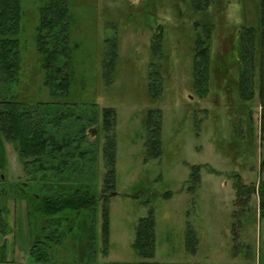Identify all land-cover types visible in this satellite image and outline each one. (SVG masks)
<instances>
[{"label":"rangeland","instance_id":"obj_1","mask_svg":"<svg viewBox=\"0 0 264 264\" xmlns=\"http://www.w3.org/2000/svg\"><path fill=\"white\" fill-rule=\"evenodd\" d=\"M47 1L22 0L17 36L22 71L14 91L32 103L74 104L76 111L86 113V123L93 117L94 122L85 125L88 138L83 148L91 153V160L83 165L84 183L100 194L108 172L102 116L107 108L116 113L115 189L105 193L108 242L104 243L102 235L104 203L95 213L67 211L60 215L66 218L57 233L61 242L52 244L56 262L264 264V218L259 217L258 194L246 203L238 202L235 186L236 172L243 174L247 185L264 180L263 172L259 178V170H249L264 159L259 100L256 97L243 110L238 103L235 64H228L234 78L230 83L224 82L220 70L222 58L233 52L238 41L237 30L259 29L261 0H213L205 13L194 11L191 0H70L69 45L75 81L70 96L56 102L43 85L35 39L40 8ZM205 19L214 30L209 92L202 97L194 88L192 51L194 23ZM157 23L164 25L165 32L161 53L153 58L151 38ZM106 40L117 45L110 85L102 67ZM152 62L162 80L161 95L155 101L147 91ZM149 110L161 112L157 144L162 155L158 158L149 153L145 123ZM241 117L253 120L254 141L250 142L247 122L240 123ZM240 126L247 140L239 145L233 137ZM6 153L5 184L12 191L15 185L23 187L27 174L12 144H6ZM9 204L13 233L0 238V246L8 261L32 264L31 241L40 238L48 243L45 236L49 232L43 230L42 220L37 225L35 217H28L27 204L19 196ZM150 211L155 221V249L153 257H144L134 244L137 226Z\"/></svg>","mask_w":264,"mask_h":264},{"label":"trees","instance_id":"obj_2","mask_svg":"<svg viewBox=\"0 0 264 264\" xmlns=\"http://www.w3.org/2000/svg\"><path fill=\"white\" fill-rule=\"evenodd\" d=\"M212 3L213 0H191V7L198 13H205ZM260 14L259 29L251 26L237 30L238 41L233 47V52L223 55L220 70L224 74V82L230 83L234 78L228 70V64L231 61V65L235 64L238 77L235 78L238 103L243 110H246V107L250 108L251 103L256 97L258 98L259 139L264 148V0L260 1ZM22 17V0H0V238L3 240L7 233H13L12 210L9 202L10 199L19 196L27 204L28 217H35L37 225L39 220H42L43 230L49 232V235L45 236L48 243L40 238L31 241L29 253L32 264H94L92 260H80L75 263L56 262L52 244L61 242L60 238H57V233L63 230L60 227L61 220L66 219L62 218L61 214L67 211L95 213L101 202L105 204L102 235L104 243L108 242V198L105 193L115 189L116 113L114 109L107 108L102 116L103 129L106 131L104 155L108 172L105 188L100 194L84 183L83 165L87 160H91V157H88L91 153L83 148L88 138L85 125H91L94 122L93 117L86 123L87 118L83 116H87L86 113L76 111L74 104L57 103L56 106L54 102L32 103L20 99L14 91L22 71L20 42L17 38L21 30ZM71 22L70 0H48L40 8L35 37L36 49L44 73L43 85L49 90L55 102L58 98L64 100L70 96L75 81L73 52L69 45ZM213 30V24L206 19L194 23L192 75L194 88L202 97L209 92L211 80ZM155 31L157 32L154 38H151L153 58L161 53L164 25L157 23ZM105 42L103 78L110 85L113 82L118 59L117 45L111 40ZM161 89L162 80L156 64L152 62L147 81L149 98L153 101L158 99ZM246 116L251 119V115L246 113ZM240 121L243 124L247 122L249 140L254 141L253 120L241 117ZM145 123L148 130L149 153H152L150 155L153 158H158L162 155L157 144L161 112L149 110ZM244 131H246L244 126H240L236 130V136L233 137L239 145L247 140ZM7 143L14 146L23 163L27 174L23 187H30L32 189L30 192L22 189L19 184L13 186L11 191L5 184L7 183L4 174L7 165ZM193 169L197 170L198 167ZM261 172L264 173V159L261 161ZM237 175L239 178L235 186L238 202L246 203L248 197L257 193L260 202L259 217L264 218V180L259 181L257 185H247L236 172L235 176ZM31 226L30 221L28 227ZM89 226L91 223L88 224ZM154 227V216L150 211L149 216L142 218L137 226L134 244L135 249L144 257L154 256ZM94 238L95 234L90 236V240ZM0 264H15L13 261H8L2 246H0Z\"/></svg>","mask_w":264,"mask_h":264},{"label":"crops","instance_id":"obj_3","mask_svg":"<svg viewBox=\"0 0 264 264\" xmlns=\"http://www.w3.org/2000/svg\"><path fill=\"white\" fill-rule=\"evenodd\" d=\"M250 173H251V171H253V172H255V171H257V170H259V178L261 177V165L260 164H258L257 166H255V167H251L250 169ZM239 171H243V169L241 168V169H239ZM244 172V171H243ZM249 173V174H250ZM238 174H240V176L242 177V179L244 180V183L245 184H247L246 182V180H245V177L243 176V174L242 173H240V172H238ZM260 180V179H259ZM260 219H263V218H260ZM261 264V263H260Z\"/></svg>","mask_w":264,"mask_h":264}]
</instances>
